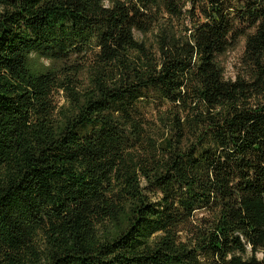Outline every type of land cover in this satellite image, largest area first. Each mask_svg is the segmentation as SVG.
<instances>
[{
	"label": "trees",
	"instance_id": "trees-1",
	"mask_svg": "<svg viewBox=\"0 0 264 264\" xmlns=\"http://www.w3.org/2000/svg\"><path fill=\"white\" fill-rule=\"evenodd\" d=\"M0 264H264V0H0Z\"/></svg>",
	"mask_w": 264,
	"mask_h": 264
},
{
	"label": "rangeland",
	"instance_id": "rangeland-1",
	"mask_svg": "<svg viewBox=\"0 0 264 264\" xmlns=\"http://www.w3.org/2000/svg\"><path fill=\"white\" fill-rule=\"evenodd\" d=\"M241 55H242V47H240L239 49L235 51L228 53V55L224 58L223 60L224 69H225V75L227 78H234L236 71H237L238 63H239L238 61ZM54 97L58 105H61L65 102V98L62 92L58 94L56 93Z\"/></svg>",
	"mask_w": 264,
	"mask_h": 264
}]
</instances>
